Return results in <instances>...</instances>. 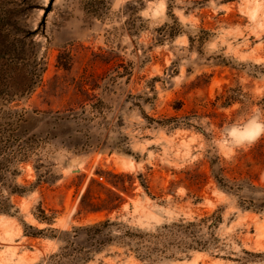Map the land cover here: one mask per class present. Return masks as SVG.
<instances>
[{
    "label": "rangeland",
    "instance_id": "1",
    "mask_svg": "<svg viewBox=\"0 0 264 264\" xmlns=\"http://www.w3.org/2000/svg\"><path fill=\"white\" fill-rule=\"evenodd\" d=\"M0 57V116L72 119L19 166L16 184L35 187L0 215V264L58 251L26 236L48 227L39 209L60 232L219 218L198 227L206 250L172 235L153 262L113 245L88 264H264V0H0Z\"/></svg>",
    "mask_w": 264,
    "mask_h": 264
},
{
    "label": "trees",
    "instance_id": "2",
    "mask_svg": "<svg viewBox=\"0 0 264 264\" xmlns=\"http://www.w3.org/2000/svg\"><path fill=\"white\" fill-rule=\"evenodd\" d=\"M5 18L3 19L4 22ZM2 59L3 57H0V60ZM4 66L5 63L0 65V67ZM3 94L0 92V114L3 101H6L7 97ZM232 100L231 97L225 96L222 106L229 107ZM174 109L179 110L175 107ZM71 120L70 116L51 115L27 110L14 113L11 117L0 116V215L11 214L13 209L10 202L11 196H24L32 192L35 187L34 185L25 187L16 184V178L21 175L19 166L28 161L31 153L40 144L65 138V136L67 139L71 137L72 135L68 133ZM178 120V118H171L163 122L175 123L174 127H177ZM40 180L41 176H38L35 185H38ZM218 183L220 184V182ZM113 186L118 188V185L114 184ZM141 186L148 194L147 186L144 184H141ZM120 191L125 190L120 187ZM88 193L89 190H87L85 196ZM83 202L82 199L81 205H83ZM103 210L111 212L113 209L92 207L86 210V214L100 213ZM34 219L48 227L37 229L28 226L32 233L26 236L32 238L44 236L52 240L58 239L62 243L57 252L48 256L45 264H88L96 255L101 254L113 245L128 248L126 251H130L141 262H153L159 257H165L168 251V247L165 245L166 239L172 235L178 236L180 240L182 238L189 239V242H183L182 240L179 242V246H177L179 250H185L186 252L189 250H206L209 241H204L198 235V227L210 221L206 228L211 231L219 221L218 217L211 216L210 218L201 219L199 224L179 221L156 227L154 232H144L137 229L133 230L122 223L105 218L91 224L73 227L71 231L60 232L51 228L54 217L46 215L43 210L39 209V215L34 214ZM113 229H117L118 232L114 233ZM45 232L49 234L46 236L44 235ZM57 234L60 235L57 236ZM209 238L212 241L216 240L213 232H210ZM173 257L174 255L169 256V258Z\"/></svg>",
    "mask_w": 264,
    "mask_h": 264
}]
</instances>
